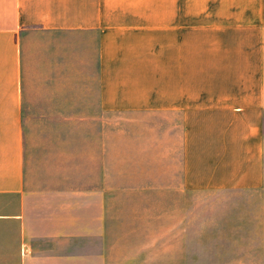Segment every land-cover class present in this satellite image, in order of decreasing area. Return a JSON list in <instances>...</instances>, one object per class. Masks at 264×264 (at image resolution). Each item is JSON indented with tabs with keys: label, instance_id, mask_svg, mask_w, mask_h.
<instances>
[{
	"label": "crops",
	"instance_id": "1",
	"mask_svg": "<svg viewBox=\"0 0 264 264\" xmlns=\"http://www.w3.org/2000/svg\"><path fill=\"white\" fill-rule=\"evenodd\" d=\"M39 31L95 35L100 110L126 113L138 124L143 117L159 165L179 151L185 188L263 186L264 12L136 11V0H0V264H109L102 213L88 219L103 196L97 182L82 176L76 188L31 186L24 40ZM73 197L80 212H73Z\"/></svg>",
	"mask_w": 264,
	"mask_h": 264
},
{
	"label": "rangeland",
	"instance_id": "2",
	"mask_svg": "<svg viewBox=\"0 0 264 264\" xmlns=\"http://www.w3.org/2000/svg\"><path fill=\"white\" fill-rule=\"evenodd\" d=\"M143 9L259 13L264 0H136V11ZM95 46L86 32L25 37L22 122L31 186L76 188L82 176L97 182L103 196L88 219L102 213L109 264H264V184L185 188L179 151L159 165L143 117L138 124L126 113L100 110ZM78 201L73 197V212H80Z\"/></svg>",
	"mask_w": 264,
	"mask_h": 264
}]
</instances>
